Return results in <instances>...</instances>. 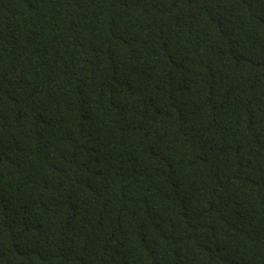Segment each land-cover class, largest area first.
<instances>
[{
	"label": "trees",
	"instance_id": "obj_1",
	"mask_svg": "<svg viewBox=\"0 0 264 264\" xmlns=\"http://www.w3.org/2000/svg\"><path fill=\"white\" fill-rule=\"evenodd\" d=\"M0 264H264V0H0Z\"/></svg>",
	"mask_w": 264,
	"mask_h": 264
}]
</instances>
